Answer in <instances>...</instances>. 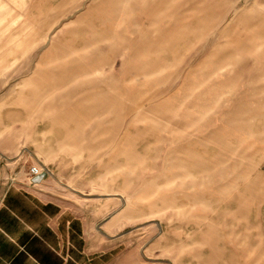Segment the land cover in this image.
<instances>
[{"label":"rangeland","instance_id":"374dc122","mask_svg":"<svg viewBox=\"0 0 264 264\" xmlns=\"http://www.w3.org/2000/svg\"><path fill=\"white\" fill-rule=\"evenodd\" d=\"M263 159L264 0H0V193L73 208L108 264H186Z\"/></svg>","mask_w":264,"mask_h":264},{"label":"crops","instance_id":"0c3cea01","mask_svg":"<svg viewBox=\"0 0 264 264\" xmlns=\"http://www.w3.org/2000/svg\"><path fill=\"white\" fill-rule=\"evenodd\" d=\"M263 166L264 159L252 164L248 183L233 191L231 221L209 222L208 216H201L199 225L192 224L194 233L186 241L200 248L186 254V264H264ZM36 186L12 184L0 193V264H108V250L94 253L89 243L93 240L82 235L86 227L77 212L47 198ZM132 258L131 264H160L157 258Z\"/></svg>","mask_w":264,"mask_h":264},{"label":"built area","instance_id":"2783aa9c","mask_svg":"<svg viewBox=\"0 0 264 264\" xmlns=\"http://www.w3.org/2000/svg\"><path fill=\"white\" fill-rule=\"evenodd\" d=\"M49 173V168L45 167V166H42V167H39V166H33L31 167L30 169V174H31V180L33 178H36V177H42L44 178L46 174Z\"/></svg>","mask_w":264,"mask_h":264},{"label":"water","instance_id":"95a60500","mask_svg":"<svg viewBox=\"0 0 264 264\" xmlns=\"http://www.w3.org/2000/svg\"><path fill=\"white\" fill-rule=\"evenodd\" d=\"M35 179L36 180H42V177H36Z\"/></svg>","mask_w":264,"mask_h":264}]
</instances>
